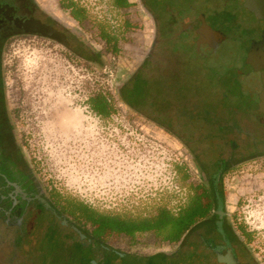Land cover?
<instances>
[{"label": "rangeland", "instance_id": "rangeland-1", "mask_svg": "<svg viewBox=\"0 0 264 264\" xmlns=\"http://www.w3.org/2000/svg\"><path fill=\"white\" fill-rule=\"evenodd\" d=\"M38 1L59 23H69L88 47L84 62L71 53L70 48L39 37L35 46L25 52L15 72V128L22 148L42 182L61 196L100 211L147 212L165 201L169 207L176 208L184 201L188 190L202 179L193 150L196 149L198 157L203 159V140L200 141L198 133L205 128L194 127V122L199 118L202 126L207 125L210 130L219 126L214 124L218 121L217 116H207L212 123L201 111L187 112L184 115L193 126L188 124L186 134L171 119L176 121L180 115L171 114L170 119L168 114L155 117L148 107L149 118L143 114L141 106L130 101L132 97L129 102L124 100L118 90L138 65L150 34L149 22L139 0H127L129 5L121 8L113 6L112 0H63L84 8L86 18L83 22L73 19L69 9L60 4L61 0ZM126 19L130 20L128 26L123 25ZM214 22H219L217 14ZM101 24L107 27L114 44L104 45L99 35ZM241 56L243 53L236 44L225 41L206 62H211L215 71L222 72ZM182 68L184 72L176 77L179 81L175 85L177 90L173 86L175 93L180 95L178 91L182 88L191 91L196 87L200 95L211 94L215 89L218 96L221 81L216 79L222 75L211 79L207 70L192 71L194 76L187 66ZM255 80L250 82L258 92L261 82L257 77ZM157 86L162 87V84L158 82ZM161 91L157 90L154 96L163 95L167 100L169 90L165 86ZM98 92L106 93L113 105L111 115L105 119L95 115L86 105V98ZM176 97L178 102L173 107L184 113L189 106L186 100ZM156 107L161 109V104ZM65 111L72 117L78 116L80 124L61 127L59 118ZM159 124H173L174 133ZM250 149L251 146L243 145L239 159L253 154ZM209 152L215 153L212 149ZM176 167L187 172V181L180 180ZM221 187L227 216L238 234L245 235L252 263L264 264V155L235 166L225 175ZM84 228L90 230L85 225ZM4 236L0 234V239ZM102 239L108 247L126 253L112 256V264H140V259L129 253L151 254L175 248L174 243L162 241L152 232L133 238L107 232ZM20 247L22 245L14 248L12 244L4 254L21 263L33 264L30 261L31 246L25 245L23 251ZM46 255L45 251L42 256ZM176 259L183 260L182 254Z\"/></svg>", "mask_w": 264, "mask_h": 264}, {"label": "flooded vegetation", "instance_id": "flooded-vegetation-1", "mask_svg": "<svg viewBox=\"0 0 264 264\" xmlns=\"http://www.w3.org/2000/svg\"><path fill=\"white\" fill-rule=\"evenodd\" d=\"M139 1L148 19L150 34L138 65L118 90L124 100L128 101L129 97H132L130 101L141 106L143 114L149 118L148 107H151L155 117L168 114L170 119L171 114L180 115L176 121L174 118L171 119L177 123V128L186 134L187 126L191 124V120L184 115L187 112L201 111L200 113H205L203 116L206 118L217 116L218 121L214 124L220 125L226 141H231L235 131L247 136L251 130V133L260 136L264 146V117L256 111L255 100L256 98L258 100V97L251 85L252 81H256V77L260 81L259 74L245 63L246 51L252 41L260 39L264 21L249 12L243 6V0ZM74 8V4L69 8L73 19L75 18L71 11ZM215 14L218 23L214 22ZM85 18L86 16L82 20H75L83 22ZM33 20H39L63 32L71 42L68 46L70 52L84 62L87 58L85 51L88 47L85 40L70 27L69 23H59L38 0H0V226L14 230V248L22 245L20 249L23 251L25 245L31 246L30 261L33 264H112L107 258L108 255L101 251V246L106 245V242L102 238L94 237L90 230L85 229L68 212L69 208L64 206L70 202L67 197L61 196L42 182L24 152L21 138L15 128L16 109L13 103L16 95L14 91L17 90L15 72L25 52L33 48L37 39L42 37L32 30L30 22ZM129 21L124 20L123 25L128 26ZM208 29L217 30L222 35L221 42L212 53L207 52V43L199 41L201 34ZM101 39L105 46L109 44ZM225 41L236 44L243 56L239 57L237 62L229 63L226 70L217 71L219 73L217 75L211 62L206 60H209ZM111 50L113 51V48ZM186 66L191 72L200 69L209 71L211 79L222 75L219 80L216 79L221 81L218 96L215 95L217 92L215 89L211 94L200 95L196 92V87L191 91L184 87L186 91L182 88L178 91L180 95L175 93L173 86L179 83L176 77L184 72L182 67ZM192 73L196 76L194 72ZM236 81L242 88L252 90L255 98L251 97L250 101V97L247 98L241 91L229 95V86ZM158 82L162 87L157 86ZM165 86L169 90L167 100L163 95L154 96L157 90L163 92ZM175 89L177 90L176 87ZM176 96L186 100L189 106L184 113H179L173 107L178 102ZM163 98L164 100L160 101ZM159 104L161 109L156 107ZM199 121L198 118L194 123ZM172 125L160 126L174 133ZM175 134L183 139L179 133ZM193 151L196 154L195 163L202 177L195 185L199 186L195 193L209 203L207 214L198 219L181 240L169 242L175 244V248L170 251L129 254L140 259V264H197L196 244L197 247L204 249L206 246L215 248L229 246L234 249L239 260L254 264L246 247L245 235L238 234L227 216L223 189L218 184L238 164L264 155V149L260 154L253 152L229 165L220 161L215 175L204 165L203 159L198 157V151L196 149ZM218 210L224 211L223 216L216 214ZM79 232L83 236H80ZM191 237H195L196 242L191 241ZM45 251L47 255L42 256ZM181 254L183 260L177 261L176 258Z\"/></svg>", "mask_w": 264, "mask_h": 264}, {"label": "trees", "instance_id": "trees-1", "mask_svg": "<svg viewBox=\"0 0 264 264\" xmlns=\"http://www.w3.org/2000/svg\"><path fill=\"white\" fill-rule=\"evenodd\" d=\"M60 4L66 9L72 6L63 0L60 1ZM112 5L121 8L128 6L129 3L127 0H112ZM71 14L77 20H82V18L86 16L84 8L78 6H75ZM99 35L105 41L109 42V44H114L115 41L105 25H99ZM217 71L219 70H216L215 74H219ZM229 88V95L237 94L241 91L247 98L250 97V101L254 97V92L239 86L238 81L232 82ZM86 105L95 115L102 119L107 118L112 113L113 105L106 93L98 92L89 95L86 98ZM175 172L182 182L188 180L189 177L187 172L181 167H176ZM198 187L199 186H193L189 189L184 201L180 202L176 208L169 207L166 201L158 203L147 212L139 213H132L130 211L120 213L100 211L75 200H70V202L64 206L69 208L68 212L71 213L77 222L88 228L90 227V232L97 239L103 238L104 234L107 232L124 234L130 238L135 237L137 234L152 232L162 241L178 242L188 233L198 219L207 214L209 203L205 202L201 195L195 193ZM101 251L108 255L107 258L110 261V258L115 256L114 254L106 253L102 249Z\"/></svg>", "mask_w": 264, "mask_h": 264}, {"label": "water", "instance_id": "water-1", "mask_svg": "<svg viewBox=\"0 0 264 264\" xmlns=\"http://www.w3.org/2000/svg\"><path fill=\"white\" fill-rule=\"evenodd\" d=\"M243 6L251 12L256 18L264 21V0H243ZM32 30L37 32L42 37L56 41L66 47L71 45V42L63 32L54 29L52 26L45 25L39 20H33L30 22ZM201 34V33H200ZM222 35L217 30L208 29L204 34H201L199 41L207 43V52L212 53L216 50L218 44L222 40ZM245 63L248 64L254 72L259 74L261 82V89L257 94L258 101L256 111L264 117V29L261 32L260 39L252 41L245 58ZM195 124V123H194ZM197 125L198 129L205 128L204 131L199 132L201 147L204 152L203 163L209 168V171L215 175L217 172L218 163L225 162L228 165L238 160L241 156L242 146H251L253 152H261L264 146L263 140L255 133L248 132L247 136L239 132H234V136L231 141H226V138L222 134V130L219 126H213L209 130L207 125L202 126L200 121L194 125ZM193 126V125H192ZM197 134V135H198ZM214 150L215 153H210L209 150ZM238 152V153H237ZM220 183V182H219ZM221 187V183L218 184ZM220 217L223 216L224 211H216ZM0 234L5 235L0 239V264H26L21 263L19 260L12 256H7L9 248L13 244L15 237L14 230L6 229L0 226ZM80 236H83L79 232ZM191 241L196 242L195 237H191ZM104 246V247H103ZM101 246L102 250L108 254L124 256L125 253H121L116 249L110 248L106 245ZM196 259L197 264H249L239 260L237 254L232 247L215 248L212 246H206V249L197 247L196 244ZM4 252H6L4 254ZM4 254V255H3ZM209 255V256H208ZM212 256V258L210 257ZM4 258V259H3Z\"/></svg>", "mask_w": 264, "mask_h": 264}, {"label": "bare ground", "instance_id": "bare-ground-1", "mask_svg": "<svg viewBox=\"0 0 264 264\" xmlns=\"http://www.w3.org/2000/svg\"><path fill=\"white\" fill-rule=\"evenodd\" d=\"M59 122L61 124V127L66 128L70 125L77 126L80 124L81 120L78 116H71L69 112H63V114L59 118ZM70 128V127H69ZM66 131V130H65ZM71 131V130H70Z\"/></svg>", "mask_w": 264, "mask_h": 264}]
</instances>
